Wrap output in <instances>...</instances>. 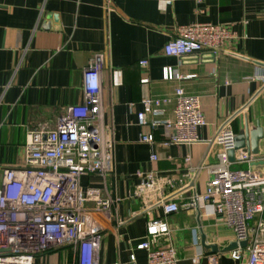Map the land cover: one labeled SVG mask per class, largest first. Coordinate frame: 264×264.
Returning a JSON list of instances; mask_svg holds the SVG:
<instances>
[{
    "label": "crops",
    "instance_id": "crops-1",
    "mask_svg": "<svg viewBox=\"0 0 264 264\" xmlns=\"http://www.w3.org/2000/svg\"><path fill=\"white\" fill-rule=\"evenodd\" d=\"M193 24L228 27L237 39L217 54L164 56L162 48L176 28ZM95 53L105 59L103 124L113 143L114 169L106 178L84 176L80 185L98 188L115 200L114 217L102 235L99 264H129L130 254L137 264H145V253L134 248L144 238L149 219L162 214L152 201L134 196L142 181L137 174L156 172L175 179L173 187L164 190L166 201L187 204L204 193L210 179L207 168L216 163L218 153L210 143L222 128L237 135L247 119L250 127L259 122L264 134V69L253 63L264 64V0H0L3 168L21 166L27 131L51 129L65 108L81 104L82 74ZM142 61L145 67L139 65ZM165 68L182 79L164 81ZM114 72L121 74L117 87L112 85ZM142 79L148 83L141 84ZM178 87L199 97L206 125L196 131L197 143L163 147L173 131L151 124L172 121L173 104L148 116L144 129L137 125L136 115L143 99L169 97ZM144 134L153 136L154 145L140 141ZM259 155L264 157V137ZM151 156L157 161L150 162ZM181 179L182 184L177 182ZM165 220L178 264H209L212 254L201 247V236L219 250L233 241L232 231L208 209H180ZM219 255L217 264H236ZM72 261V252L64 248L35 264Z\"/></svg>",
    "mask_w": 264,
    "mask_h": 264
},
{
    "label": "built area",
    "instance_id": "built-area-1",
    "mask_svg": "<svg viewBox=\"0 0 264 264\" xmlns=\"http://www.w3.org/2000/svg\"><path fill=\"white\" fill-rule=\"evenodd\" d=\"M236 39L232 29L221 25L179 26L162 53L171 58L204 51L217 54ZM104 65V56L93 54L82 74L81 104L65 108L53 128L27 131L21 166L3 168L0 164V264H35L38 258L64 248L73 254L71 264H99L102 235L114 217L115 200L98 188H83L80 180L84 176L106 178L114 169L113 143L103 124ZM139 65L145 67L147 62ZM181 79L171 69H164V81ZM260 80L264 82V77ZM140 83L147 84L148 79ZM120 84L121 74L114 72L112 85ZM170 103L173 120L151 124L173 131L161 145L197 143L196 131L206 125L200 100L180 87L169 97L143 99L137 125L146 128L147 117L160 114ZM235 136L227 126L214 136L210 144L218 147V153L216 163L207 168L210 179L204 193L194 195L187 204L166 201L164 190L172 188L175 179L156 172L137 174L142 181L134 196L152 201L162 214L149 219L144 238L134 248L145 253V264H178L165 219L180 209L199 208L208 209L210 216L219 217L232 231L237 247L224 254L232 262L264 264V167H252L251 156L241 149L234 152L233 163L228 161ZM140 141L155 143L151 134L142 135ZM156 161V156L150 157V162ZM241 165L247 168H234ZM241 243L245 246L240 247ZM219 256H208L209 264H217ZM129 264H137L133 254Z\"/></svg>",
    "mask_w": 264,
    "mask_h": 264
},
{
    "label": "water",
    "instance_id": "water-1",
    "mask_svg": "<svg viewBox=\"0 0 264 264\" xmlns=\"http://www.w3.org/2000/svg\"><path fill=\"white\" fill-rule=\"evenodd\" d=\"M253 63L257 65L258 67L264 69V64L257 63V62H253ZM263 89L264 87L262 88V90ZM253 99L254 98H252V100ZM263 137H264L263 129L260 127L259 122H256L254 127H250L248 120L246 119L244 129L240 133H238L234 138L233 150H230L227 152L228 161L233 163L234 152L241 149V150H245L248 156H251V159H252L251 166L252 167H264V157H261L259 155V144L263 140ZM244 246H245V243L240 244V247H244ZM201 247L204 250L209 251V253L213 255V254H220V253L225 254L229 251H232L237 247V244L234 242H231L225 248L219 250V248L215 245H206L204 236H201Z\"/></svg>",
    "mask_w": 264,
    "mask_h": 264
},
{
    "label": "rangeland",
    "instance_id": "rangeland-1",
    "mask_svg": "<svg viewBox=\"0 0 264 264\" xmlns=\"http://www.w3.org/2000/svg\"><path fill=\"white\" fill-rule=\"evenodd\" d=\"M247 167L245 166V167H243V168H241V169H246Z\"/></svg>",
    "mask_w": 264,
    "mask_h": 264
}]
</instances>
